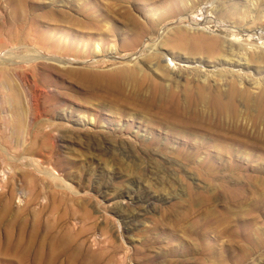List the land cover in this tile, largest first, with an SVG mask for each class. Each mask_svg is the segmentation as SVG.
Masks as SVG:
<instances>
[{"label": "rangeland", "instance_id": "1", "mask_svg": "<svg viewBox=\"0 0 264 264\" xmlns=\"http://www.w3.org/2000/svg\"><path fill=\"white\" fill-rule=\"evenodd\" d=\"M18 1L0 0V62L18 58L0 63V123L34 68L61 133L29 154L59 179L0 147V264H264V0ZM149 38L203 62L163 79ZM35 49L77 63L24 61ZM244 52L241 85L219 58Z\"/></svg>", "mask_w": 264, "mask_h": 264}, {"label": "bare ground", "instance_id": "2", "mask_svg": "<svg viewBox=\"0 0 264 264\" xmlns=\"http://www.w3.org/2000/svg\"><path fill=\"white\" fill-rule=\"evenodd\" d=\"M6 2H14V4L16 5V3L18 4L19 1L18 0H6ZM199 24L200 23H198L196 25H199ZM197 28L200 29L201 27L200 28L197 27ZM202 28H204V27H202ZM233 38L232 39H228V41L226 40L228 42L229 46H230V49L233 48V45H234L233 43H235L236 40L240 39V37L237 38V36H235L234 39ZM149 39H150L149 40L150 42L148 43L147 46H148L149 54H150V56L153 59V61L150 63V67L149 68H151V71H153L154 73L159 74L161 77H163V79L165 78L167 80H170V79L171 80L172 79L175 80L178 77H180L181 75H183L184 71L187 70V69H188V71H190V73H192V70H190V68L195 66L193 64L202 63L203 62L202 59L190 58V57H187L185 55L178 54L177 52L172 51L173 49L172 50H166L165 47H163L164 45H161V43H160V41H158V39H153V38H149ZM262 43H264V41ZM246 45H249V43L248 44L241 43V46L243 47V49L245 47L246 51L248 52V46L246 47ZM115 46H113L112 50L110 48V50L112 51L111 53H113V52L115 53V51H118L117 47H115ZM257 46L258 45H256V47ZM98 47H99V44H98ZM252 47L254 48L255 46H251L250 49ZM99 48H98V50H99ZM233 50L234 49H232L231 51H233ZM246 54L247 53L239 54L238 57L236 55L237 58H233V57L232 58H228V59H220L219 58V61H220L221 65L225 64V67H227L228 69L231 70L232 75L236 76L237 72H240V71L243 72L244 69L250 68V63H249V60H248V57H247ZM167 55H171V59L174 60V61L179 62V65H177V62H175L176 67H172L167 62V59H166V57H168ZM14 57H15L14 55L9 56L7 58L5 57L6 60H2V62H0V63L12 64V63L15 62V60L17 58V57L16 58H14ZM192 57H194V56H192ZM22 58L24 59V61H28V62L38 61L40 59H46V58L50 59V60L53 59L55 62L59 63L60 65L62 64L63 66H68V63L69 64L70 63L71 64L72 63H77V62H73L71 60H68L66 58L59 57V56L58 57H54V58L48 57L39 49H35L34 51L30 52L29 54H26V56H23ZM132 58L127 59L125 61H121L120 65L118 67H116V68L114 67V69L110 72V74H107V77L112 79V80H117L118 78H120L123 75H127V74L130 75L134 71V69L143 67V64L139 65V63H141V61L139 60L140 58H135V59H132ZM180 63H184L186 65L183 64V66H182V64H180ZM18 64H20V63H18ZM25 64H26V62H25ZM37 65H39V64H37ZM24 67H26V65ZM70 67H71V65H70ZM24 69L23 70L25 72H23V70H22V73H24L23 75L18 71L20 69H18L17 71L19 73H17V76H18V74H20L22 76L21 78L24 81L25 85H28V92H29L28 93L29 94L28 105L24 104L26 106L23 107L22 106L23 102H22V104L20 102L19 108L17 110L18 123L14 121L12 116L9 115L7 117L6 115L4 116L2 114L4 116L3 118H5V119H3L2 120L3 122L0 123V147L2 149L6 150L7 154L9 153V155L11 153L9 152L8 145H10L11 149H13V150L15 149V150L19 151V149H20L21 150V154H19V156L14 155V154L10 155V159L11 160H19L20 162L28 161V162H26L27 164L35 166L38 170H42V172L45 175H48V176H50V177H52L54 179H57L58 175L56 176V175L53 174V172H51L47 168H43L44 167L45 158L37 159V158H34L31 154H29L31 152L30 149H31L32 144H33V141L30 142V138L32 139L33 136H37L38 134H42V135H46V136H52L53 132H59L60 131V133H61V130H60L59 126H57L55 123L48 122V120H49L48 117L49 116H47V114H49V112L52 111L51 110L52 109L51 105L47 101V96L49 95V92H48L46 86L44 84L40 83V81L38 79V76L35 74L37 72V70H36V72H34V68H24ZM222 70H224V69H222ZM15 71H16V69H15ZM215 72L217 74V70ZM98 73H100V72H98ZM245 74H242V76L241 75H237L238 76V80H239L241 85H243L244 82L247 80L246 77H245L246 76ZM90 75L91 76L93 75V80L96 77L99 78V80H100V78L102 79V77L106 76V75H103L102 73L101 74H94L93 72H88V71L83 72V76H90ZM202 75H203L202 80L205 83H206V81H208L212 77L216 76V75H214L213 72L210 73V71L208 73H205V74L203 73ZM226 75H228V74H226ZM243 75H245V76H243ZM215 79H216V77H215ZM263 80L257 79V80H255V81H253L251 83L252 87H253V89L255 91L261 89L262 86H264V81ZM19 94L20 93H18V96H20ZM21 94H23V93H21ZM20 100H22V99H20ZM90 117H91V115H90ZM88 119H89V121L91 123H95V122H93L95 118H92V119L88 118ZM9 132L16 133L17 136H18V140L14 142L12 137H11V135H9ZM56 134H58V133H56ZM53 146H55V140H52V149H54ZM65 181H67V180H65ZM67 182H65L66 183L65 185L67 187H69V188H72L73 186L71 184H68ZM138 196H139V194H137V198H139Z\"/></svg>", "mask_w": 264, "mask_h": 264}]
</instances>
